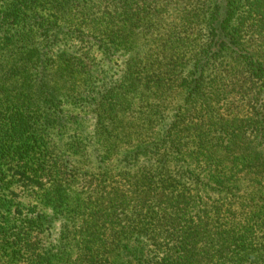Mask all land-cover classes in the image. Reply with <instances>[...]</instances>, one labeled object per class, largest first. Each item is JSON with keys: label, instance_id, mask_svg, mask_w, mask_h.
I'll list each match as a JSON object with an SVG mask.
<instances>
[{"label": "trees", "instance_id": "trees-1", "mask_svg": "<svg viewBox=\"0 0 264 264\" xmlns=\"http://www.w3.org/2000/svg\"><path fill=\"white\" fill-rule=\"evenodd\" d=\"M1 43L0 264H264V0H0Z\"/></svg>", "mask_w": 264, "mask_h": 264}, {"label": "rangeland", "instance_id": "rangeland-1", "mask_svg": "<svg viewBox=\"0 0 264 264\" xmlns=\"http://www.w3.org/2000/svg\"><path fill=\"white\" fill-rule=\"evenodd\" d=\"M23 1V0H20ZM51 7V6H50ZM34 9H27L25 11L26 15H31L32 18L28 17L26 19L25 24L22 23L21 26L26 25L27 28L25 30H23V33L19 34L20 39H21V43L17 44L16 48H22V49H18V51H34V53H38V43L41 42H45L46 37L48 34L52 33V31L54 29H56L57 27V23L55 18L52 16H48V13L43 15V19L41 20V18H34L35 14L33 13ZM58 21V20H57ZM59 22V21H58ZM61 24V22H59ZM44 26L43 29L42 26ZM15 31L11 32L14 33ZM14 36L11 38V41L8 43L6 41H4V44L9 46V49H12V45H14L15 43H17V37L19 36ZM61 38L63 39L62 42L59 43L58 46H55L54 49L57 50H65L67 52L70 53H76L77 48H75V41H73L71 35L67 32V31H63V33L61 34ZM0 48H2V43L0 44ZM2 52H5V50H1L0 49V54ZM97 59L99 62H101L103 68L105 70H108L109 73L108 74H114V73H118L120 71V64L119 61L117 60H112L111 63L109 61V63L105 62L102 60V55L101 54H97ZM35 69L38 71V66H32L31 68L28 67V72L29 75L32 77H37L38 73L37 71H35ZM35 82H32L30 84L29 81L25 82L24 85H28V86H33L34 92L37 93V87L34 86ZM67 110V115L70 118L73 119H77V120H81L83 121L85 125V135L86 134H90V131L92 129L91 127V121L86 118L85 113L82 110L79 109H75L73 107L66 109ZM20 116L21 117H25L27 119H29L30 117H32V119H35V117L37 116L38 113V98H36L35 101L32 102V104H26L21 111H19ZM85 119V120H84ZM76 120V121H77ZM74 125V124H73ZM81 133L80 129H73L71 128L70 131L67 132L66 136H70L73 137L75 135H78ZM71 140V139H70ZM11 177L8 178V180H10ZM23 184L20 183V185H14L10 188L9 193L8 194L9 198L13 200V203L15 204L14 207L16 206H21L19 208H21L23 215H29L32 213V211L34 212H38L43 210V212L45 213L46 211L49 212L48 209H46V211L44 210V206L42 204H40L38 202V191L35 189L32 190H26L23 186ZM40 193V192H39ZM17 208H15L16 210ZM58 222H55V224H57ZM48 232H45V238L46 240L49 242L48 240ZM53 239L50 238V241H52Z\"/></svg>", "mask_w": 264, "mask_h": 264}]
</instances>
